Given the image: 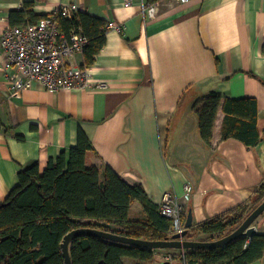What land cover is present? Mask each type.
Segmentation results:
<instances>
[{
    "label": "crops",
    "instance_id": "crops-1",
    "mask_svg": "<svg viewBox=\"0 0 264 264\" xmlns=\"http://www.w3.org/2000/svg\"><path fill=\"white\" fill-rule=\"evenodd\" d=\"M25 3L38 16L77 4L124 28L108 30L87 82L74 90L41 84L12 90L8 55L0 52V204L22 168L38 163L44 172L50 159L77 145L80 130L94 146L88 167L110 166L128 183L142 184L155 204L167 195L179 199L194 227L254 197L264 184V0H162L154 17L145 10L150 0H0V39L12 27L11 12ZM76 63L82 66L83 53ZM212 92L257 100L263 140L256 148L223 140V106L211 144L203 141L195 105ZM186 183L193 186L188 199ZM130 216L146 219L141 203ZM254 225L264 234V213ZM183 253L157 250L148 264H185L174 258Z\"/></svg>",
    "mask_w": 264,
    "mask_h": 264
},
{
    "label": "trees",
    "instance_id": "trees-1",
    "mask_svg": "<svg viewBox=\"0 0 264 264\" xmlns=\"http://www.w3.org/2000/svg\"><path fill=\"white\" fill-rule=\"evenodd\" d=\"M160 2L162 0H150L151 4ZM32 7L33 3H25L22 10L12 11V26L36 24L48 16L36 15ZM59 23L62 31L81 29L88 37L82 67L93 65L107 44L106 21L80 11L72 19L60 17ZM222 106L226 115L223 140L238 139L249 149L256 148L263 140L257 125V100L224 99L216 92L195 105L203 141L211 144ZM18 139L23 140V137L18 136ZM92 151V142L80 130L77 145L50 159L44 172L40 171L38 163L21 169L19 184L0 204V264H66L62 249L64 239L81 228L147 241L171 238L172 221L161 214L160 205L149 198L143 185L128 183L108 165L88 167L87 156ZM263 200L264 184L251 200L191 227L187 239L195 240L200 234L208 236L207 241L221 239L239 228ZM136 202L144 207L145 220L131 218ZM187 218L184 212L185 224ZM70 250L73 264H125V258L148 264L157 251L93 235L75 239ZM263 257L264 234H257L251 240L242 237L219 249H190L174 256L185 264H253Z\"/></svg>",
    "mask_w": 264,
    "mask_h": 264
},
{
    "label": "built area",
    "instance_id": "built-area-1",
    "mask_svg": "<svg viewBox=\"0 0 264 264\" xmlns=\"http://www.w3.org/2000/svg\"><path fill=\"white\" fill-rule=\"evenodd\" d=\"M133 0H125L131 4ZM187 4L189 0H178ZM159 3L145 6L150 17L158 13ZM80 12L77 4L62 5L54 9L46 18L36 24L12 26L0 39V52L8 55L5 70L12 83V90L25 91L35 84H41L50 91L74 90L88 80V67L76 63V56L82 54L89 39L81 29L62 31L59 18L72 19ZM123 26L113 22L107 29L123 31ZM193 186L185 185V197L192 196ZM160 212L172 221V235L183 233L186 229L183 221L185 208L179 199L170 195L164 197Z\"/></svg>",
    "mask_w": 264,
    "mask_h": 264
},
{
    "label": "water",
    "instance_id": "water-1",
    "mask_svg": "<svg viewBox=\"0 0 264 264\" xmlns=\"http://www.w3.org/2000/svg\"><path fill=\"white\" fill-rule=\"evenodd\" d=\"M264 213V200L260 203L244 220V222L237 228L235 231L225 236L224 238L214 240V241H197V240H189L187 236L189 234V230L193 227V215L190 211L188 213V218L185 224V231L183 233L174 234L170 239L165 241H147L143 239H135L127 236H122L119 234H114L112 232H106L100 229L94 228H81L76 229L66 235L64 242L62 244L63 255L65 258L66 264H73L71 257L70 246L71 243L82 236L85 235H93L108 241H112L115 243H122L131 246H138L141 248H147L151 251L156 250H214L223 248L239 238L246 237L251 240L255 235L258 234L257 228L255 227V222L257 219Z\"/></svg>",
    "mask_w": 264,
    "mask_h": 264
},
{
    "label": "rangeland",
    "instance_id": "rangeland-1",
    "mask_svg": "<svg viewBox=\"0 0 264 264\" xmlns=\"http://www.w3.org/2000/svg\"><path fill=\"white\" fill-rule=\"evenodd\" d=\"M139 205H140V204H139ZM227 235H229V233H226L225 236H227ZM225 236H224V237H225ZM224 237H222V238H224ZM195 240H197V241H207V240H208V236L203 235V234H200Z\"/></svg>",
    "mask_w": 264,
    "mask_h": 264
}]
</instances>
